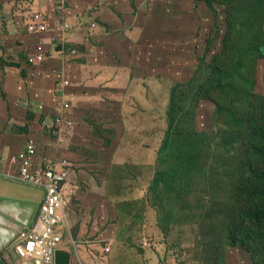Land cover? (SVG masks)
<instances>
[{"label": "rangeland", "instance_id": "1", "mask_svg": "<svg viewBox=\"0 0 264 264\" xmlns=\"http://www.w3.org/2000/svg\"><path fill=\"white\" fill-rule=\"evenodd\" d=\"M6 2L12 15L23 13L26 20L40 0ZM35 10L53 26L48 31L60 33L49 44V67L64 69L70 86L97 98L76 99V134L60 141L42 130L36 136L44 154L55 142L63 150L57 156L77 166L70 199L76 246L63 226L61 248L75 264L88 254V242L102 251L110 247L114 264H253L246 249L227 244L221 227L248 145L236 153L209 143L219 106V116L239 122L245 133L246 119L264 123V99L245 91L217 94L213 103L201 104L194 123L196 102L180 96L177 126L167 136L171 88L194 74L207 39H214L215 50L224 48L226 23L217 34L212 11L194 0H47ZM254 77L264 87V67ZM219 125L214 131L221 143Z\"/></svg>", "mask_w": 264, "mask_h": 264}, {"label": "crops", "instance_id": "2", "mask_svg": "<svg viewBox=\"0 0 264 264\" xmlns=\"http://www.w3.org/2000/svg\"><path fill=\"white\" fill-rule=\"evenodd\" d=\"M6 1L0 0V156L3 159L0 167V252L3 253L5 263L21 264V262H26L18 259L13 245L23 229H33L36 225L41 228V225L37 223V215L44 199L45 189L43 186L19 182V167L11 164L9 159L22 151L30 140H33L37 142V152L33 158L34 173L41 168L44 169L47 164L56 162L57 170H62L61 163L64 161L70 164L66 170L68 171L66 182L62 187L64 217L57 228L59 234L62 235L60 228L65 226L70 242L76 246L73 237L75 227L73 228L72 225L74 223L72 214H77V212L72 208L70 199L76 193V191H71V188L74 187L72 183L73 176L77 173V166L70 158L57 156V152L63 150L55 142H48L51 145V151L44 154L36 136L42 133L47 136V133H50L55 138L57 137V141H60L76 134L74 114L77 100L97 98L89 94L82 95L73 86H63L64 81H71V75H67L64 69L49 67L47 56L51 50L49 44L60 33L48 31V29H53V26H48V22H46L47 31L38 35L27 33L25 24L29 22L31 13L24 21L23 13L21 16L12 15ZM46 2L47 0H40L38 5L33 3L31 9L37 12L35 9ZM65 10L69 13L68 15L73 14L69 9ZM2 18L7 24L6 31L2 27ZM93 23L96 24L94 21L90 24ZM52 53L59 57V52L51 51ZM34 54L43 55V60L40 62L34 60L30 63L29 59H34L32 56ZM46 66L47 69H45ZM70 66L77 65L70 64ZM39 121L42 124H38ZM41 125L44 126V130L40 128ZM67 126L69 130L63 129ZM14 128L19 131H13ZM41 130L43 132L39 133ZM55 145H57L56 151L52 154ZM64 241L66 240L63 237ZM87 245L88 254L77 260L80 264H114L110 258L113 251L106 253L105 249L102 251L103 249L91 245L90 242ZM72 264H75L73 258Z\"/></svg>", "mask_w": 264, "mask_h": 264}, {"label": "trees", "instance_id": "3", "mask_svg": "<svg viewBox=\"0 0 264 264\" xmlns=\"http://www.w3.org/2000/svg\"><path fill=\"white\" fill-rule=\"evenodd\" d=\"M194 1L203 2L212 11L218 23L217 34L219 23H226L224 36L226 33L227 36L220 52L213 48L214 39H207L205 55L200 58L194 74L185 83L177 82L171 88L173 95L171 94L172 104L169 112V140L173 128L177 126L175 116L178 106L175 99L180 96L188 98L192 95L190 99L196 102L194 123L201 104L213 103L217 94L232 91L239 97L237 91H245L248 93L245 96L251 94L257 98L255 100L264 99V87L254 77L258 66L264 67V62H259L264 60V0ZM216 6L222 8L221 14ZM68 53L70 54L69 50ZM235 84L236 87L233 86ZM218 110L219 113L213 115L209 146H222L238 153L248 145L245 150V162L239 163L238 169L234 171L237 181L232 189L231 200L221 211L224 240L232 248L246 249L251 254L253 264H264V123L253 126L249 119H246L247 127L243 133V126L239 122L233 123L228 117H220L222 107L219 106ZM218 122L223 133L221 143L219 133L214 131ZM254 122L260 124L262 117L256 116ZM196 133L198 132L194 131V134ZM168 139L164 150L169 147ZM202 158L204 159L205 155ZM204 161L211 165L207 157ZM233 163L236 164L237 160L233 159ZM214 171L220 172L216 167Z\"/></svg>", "mask_w": 264, "mask_h": 264}, {"label": "built area", "instance_id": "4", "mask_svg": "<svg viewBox=\"0 0 264 264\" xmlns=\"http://www.w3.org/2000/svg\"><path fill=\"white\" fill-rule=\"evenodd\" d=\"M25 21V19H24ZM96 25L95 23L92 24ZM63 29H67L68 25L63 24ZM26 32L33 35L41 34L47 31L46 20L38 12H32L29 22L25 24ZM96 27V26H95ZM69 38H63L62 42ZM65 52L63 49L61 55ZM73 51L70 54H76ZM34 59H29L30 63L40 62L43 55L34 54ZM70 82L64 81L63 86H69ZM37 152L36 143L30 140L25 148L16 155L11 156L9 161L11 164L19 167V182L30 183L34 186H43L45 195L38 209L37 223L33 229H23L17 236L18 240L13 245L15 255L20 260H24L26 264H55V253L61 249L62 236L57 233L56 229L60 225L64 217V204L62 199V187L67 179L68 168L67 161L62 162V170H57L55 163L47 164L43 169H39L34 173L33 158ZM3 163L0 156V167ZM43 180V182H42ZM107 253L110 248L105 249Z\"/></svg>", "mask_w": 264, "mask_h": 264}, {"label": "water", "instance_id": "5", "mask_svg": "<svg viewBox=\"0 0 264 264\" xmlns=\"http://www.w3.org/2000/svg\"><path fill=\"white\" fill-rule=\"evenodd\" d=\"M3 253L0 252V264H7L3 260ZM71 254L65 250H58L55 253V264H71ZM21 264H26L24 262H21Z\"/></svg>", "mask_w": 264, "mask_h": 264}, {"label": "clouds", "instance_id": "6", "mask_svg": "<svg viewBox=\"0 0 264 264\" xmlns=\"http://www.w3.org/2000/svg\"><path fill=\"white\" fill-rule=\"evenodd\" d=\"M262 93H263V96H264V88H263V91H262ZM146 245H148V243H146ZM110 248V247H109ZM110 251H111V249H110ZM106 252V251H105ZM107 253V252H106Z\"/></svg>", "mask_w": 264, "mask_h": 264}]
</instances>
